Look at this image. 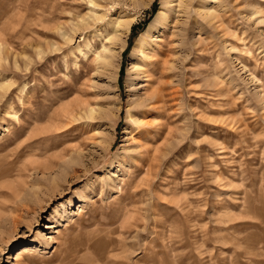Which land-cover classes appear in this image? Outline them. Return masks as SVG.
Segmentation results:
<instances>
[{"label": "rangeland", "instance_id": "374dc122", "mask_svg": "<svg viewBox=\"0 0 264 264\" xmlns=\"http://www.w3.org/2000/svg\"><path fill=\"white\" fill-rule=\"evenodd\" d=\"M149 1L101 0L73 34L86 1L0 0V264H264V0ZM119 14L110 80L94 28Z\"/></svg>", "mask_w": 264, "mask_h": 264}, {"label": "bare ground", "instance_id": "6f19581e", "mask_svg": "<svg viewBox=\"0 0 264 264\" xmlns=\"http://www.w3.org/2000/svg\"><path fill=\"white\" fill-rule=\"evenodd\" d=\"M83 2L86 1V3L89 5V13L87 15H84L81 17V19L77 20L75 23L72 24V31L73 34L78 29H83L87 27H92L93 24L96 21H101V19L104 17V12H101L99 9L100 7H103L101 4V0H81ZM153 0L149 1V4H151ZM195 1V0H194ZM179 7L183 8L184 13H189V8L192 5L193 0H179ZM209 12V11H208ZM190 15V14H189ZM189 17V16H188ZM134 18H128L123 16V14H119L114 18H110L106 25L104 26L103 31L105 34L102 33V25L98 24L96 28H94V34L98 37H103L108 44L103 43L100 50L95 49V69L96 72L99 74L102 72H106L108 78L111 80H116L118 76V70L120 66V60H121V53L123 49L126 46V38L130 31L131 25L133 23ZM167 17L163 13H161V10H158L156 13L154 19L150 22L148 29L141 33L137 40V44H141L142 48L139 50L141 59L145 60L148 57V50H150V43L146 40L147 33L150 31V29H153L156 24H160L161 21H166ZM96 24V23H95ZM79 31V30H78ZM63 37L66 40H70L72 38V35H70L67 32H62ZM84 47L90 48V43L86 39L84 40ZM79 49V48H78ZM136 48L132 50V53L135 52ZM162 54H164L163 50L158 51ZM170 58H163L160 61H157L153 63L152 61L146 65L151 66L152 72L157 74V77L155 80H151L154 82V84L150 87V91L147 93L146 100L149 101H159L162 100V98L165 95L164 87L165 82L162 80L164 77L168 76V67H170ZM131 68L133 70H137L139 68V64L132 63ZM115 82V81H113ZM167 82V81H166ZM168 83V82H167ZM10 82L6 78H0V98L3 96V94L7 91V89L10 86ZM79 105V104H78ZM75 110H78L73 106L71 103H65L59 110V114L62 117H69L70 115L74 114ZM79 110L83 112V114H86V116L91 118H96L97 113L102 116L104 119H108L110 117V114L102 110V108L98 107L95 108L91 106V104L79 106ZM77 112V111H76ZM101 116L99 118H101ZM21 252L29 249L27 246H23V248H20ZM18 251V250H17ZM18 253V252H17Z\"/></svg>", "mask_w": 264, "mask_h": 264}, {"label": "trees", "instance_id": "16d2710c", "mask_svg": "<svg viewBox=\"0 0 264 264\" xmlns=\"http://www.w3.org/2000/svg\"><path fill=\"white\" fill-rule=\"evenodd\" d=\"M135 27H133L132 31H134Z\"/></svg>", "mask_w": 264, "mask_h": 264}]
</instances>
